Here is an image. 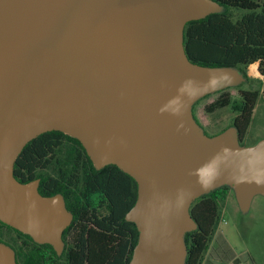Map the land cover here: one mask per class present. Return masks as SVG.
<instances>
[{"label": "water", "instance_id": "95a60500", "mask_svg": "<svg viewBox=\"0 0 264 264\" xmlns=\"http://www.w3.org/2000/svg\"><path fill=\"white\" fill-rule=\"evenodd\" d=\"M221 11L213 0H0V222L60 254L63 198L13 175L25 145L52 131L136 182L129 264H185L190 205L211 190L232 188L245 210L264 196V140L243 147L234 127L208 137L191 111L244 81L184 51L185 25ZM0 264H16L1 243Z\"/></svg>", "mask_w": 264, "mask_h": 264}, {"label": "trees", "instance_id": "16d2710c", "mask_svg": "<svg viewBox=\"0 0 264 264\" xmlns=\"http://www.w3.org/2000/svg\"><path fill=\"white\" fill-rule=\"evenodd\" d=\"M213 1L222 7L220 13L188 22L183 29L187 59L205 67L235 68L244 79L248 78L244 70L257 66V73L264 76V0ZM229 10L244 13L234 18ZM230 89L217 92V99L205 111L231 109L235 114L232 127L241 145L260 92L238 90L233 98ZM13 175L23 184L39 180V194L61 195L66 210L74 215L62 233L63 239L69 238L64 253L69 264H129L138 241L136 226L125 220L137 199L133 178L115 165L96 169L78 140L56 131L41 134L25 145L14 163ZM227 189L224 186L202 195L190 205L189 214L197 228L184 235L185 264H204ZM82 211L87 212L89 222L82 221L85 215L76 213ZM43 253L45 258L34 260L35 254L27 252L24 264H48L53 256L61 259L49 245Z\"/></svg>", "mask_w": 264, "mask_h": 264}, {"label": "rangeland", "instance_id": "374dc122", "mask_svg": "<svg viewBox=\"0 0 264 264\" xmlns=\"http://www.w3.org/2000/svg\"><path fill=\"white\" fill-rule=\"evenodd\" d=\"M229 12L234 18L244 13ZM244 73L248 78L231 87L229 93L236 98L238 90L259 89L260 95L251 124L241 143L243 147H253L264 140V76L257 73V66L248 67ZM218 95L219 93H213L202 97L193 104L191 110L193 118L208 137L231 128L235 117L229 108L218 109L213 113L205 111V107L215 101ZM234 261L239 264H264V196L256 194L245 210L240 206L233 189L228 187L221 204L218 229L209 245L204 264H234Z\"/></svg>", "mask_w": 264, "mask_h": 264}, {"label": "flooded vegetation", "instance_id": "af4514ba", "mask_svg": "<svg viewBox=\"0 0 264 264\" xmlns=\"http://www.w3.org/2000/svg\"><path fill=\"white\" fill-rule=\"evenodd\" d=\"M76 213L82 215V217L83 215H85V217L82 218L83 222L90 221L88 217H86L87 212L82 211V212H79V213L76 212ZM73 218H74V215L72 216V219ZM72 219H71V222H72ZM61 239H62V250L59 254L61 256V259L53 256L52 261L48 260V264H69V260L64 254L65 251L68 250L67 245L69 244V238L65 237V239H63V235H62ZM0 243L9 247L13 251L16 264H24L26 262L25 254L27 252H29V255L35 254L34 260L36 258H41L42 260V258H45V255L43 253L44 246L45 245L48 246V244L36 243L30 236L23 234L3 224L2 222H0ZM46 250L50 251L48 248ZM52 250L55 251L53 248Z\"/></svg>", "mask_w": 264, "mask_h": 264}]
</instances>
